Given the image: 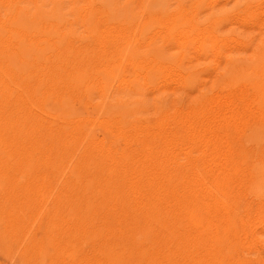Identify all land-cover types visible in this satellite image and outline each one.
<instances>
[{"label":"rangeland","instance_id":"obj_1","mask_svg":"<svg viewBox=\"0 0 264 264\" xmlns=\"http://www.w3.org/2000/svg\"><path fill=\"white\" fill-rule=\"evenodd\" d=\"M0 264H264V0H0Z\"/></svg>","mask_w":264,"mask_h":264},{"label":"bare ground","instance_id":"obj_2","mask_svg":"<svg viewBox=\"0 0 264 264\" xmlns=\"http://www.w3.org/2000/svg\"><path fill=\"white\" fill-rule=\"evenodd\" d=\"M56 77V76H55ZM90 92V91H89ZM26 104V103H25ZM63 176V175H62ZM120 251V250H119Z\"/></svg>","mask_w":264,"mask_h":264}]
</instances>
